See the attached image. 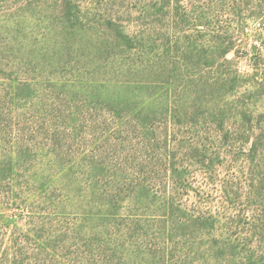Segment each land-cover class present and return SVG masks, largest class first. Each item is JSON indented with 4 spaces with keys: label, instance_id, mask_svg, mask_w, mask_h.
<instances>
[{
    "label": "rangeland",
    "instance_id": "1",
    "mask_svg": "<svg viewBox=\"0 0 264 264\" xmlns=\"http://www.w3.org/2000/svg\"><path fill=\"white\" fill-rule=\"evenodd\" d=\"M0 264H264V0H0Z\"/></svg>",
    "mask_w": 264,
    "mask_h": 264
},
{
    "label": "trees",
    "instance_id": "2",
    "mask_svg": "<svg viewBox=\"0 0 264 264\" xmlns=\"http://www.w3.org/2000/svg\"><path fill=\"white\" fill-rule=\"evenodd\" d=\"M123 35V34H122ZM125 38H128L127 36H124Z\"/></svg>",
    "mask_w": 264,
    "mask_h": 264
}]
</instances>
